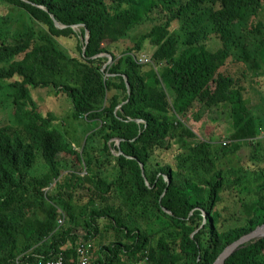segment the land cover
Returning <instances> with one entry per match:
<instances>
[{"label":"trees","instance_id":"16d2710c","mask_svg":"<svg viewBox=\"0 0 264 264\" xmlns=\"http://www.w3.org/2000/svg\"><path fill=\"white\" fill-rule=\"evenodd\" d=\"M0 7V264L75 259L79 239L91 264H213L264 225V0ZM32 90L71 102L80 149ZM224 264H264V238Z\"/></svg>","mask_w":264,"mask_h":264},{"label":"rangeland","instance_id":"374dc122","mask_svg":"<svg viewBox=\"0 0 264 264\" xmlns=\"http://www.w3.org/2000/svg\"><path fill=\"white\" fill-rule=\"evenodd\" d=\"M0 10H1V7H0ZM24 22L27 23V20H25ZM14 26L19 27L20 25H18V23H14ZM37 28L38 26H36L35 29ZM78 29L79 28H76V30L75 29L74 30L76 33H78L79 38L83 40L82 37L80 36ZM140 30L143 31V29H140ZM144 51L142 55H146V54L151 55V53L153 52V49L148 43H146ZM148 57L149 59L151 58V56H148ZM31 93L35 99H38V102L41 106L42 113L43 114H46L48 112L52 113L54 115L55 125L58 128V130H60L64 134V137L66 140L72 142L73 145H75L77 149H80L84 143V139H85L84 137L86 134L85 123L83 122V120H75L72 117L73 107H72L71 102L67 100L66 96L64 94H60V97L59 96L57 97L55 93L47 94L41 90H38V91L32 90ZM5 99H6L5 94L4 93L0 94V119L8 118L7 111L9 110L10 105L5 102ZM187 125L191 127L193 130H196V132L198 133L200 137L201 135H204L203 131L201 130L202 128L200 127L199 129V127L195 126L190 117L187 118ZM263 131L264 130H262V134L260 138L264 136ZM217 137L218 138H216V142H219L220 141L219 134L217 135ZM222 141L228 143V141L225 138H223ZM248 152H249V149L243 148V150L239 154L240 158L244 159V157H246V154ZM113 153L116 154L115 151H113ZM234 163H236V161H234ZM239 163L241 164V162ZM38 173L41 174L42 172L38 170ZM98 242L99 241H96L95 244H98ZM94 248L95 250H97L96 247ZM93 260H94V257L92 256V261Z\"/></svg>","mask_w":264,"mask_h":264},{"label":"water","instance_id":"95a60500","mask_svg":"<svg viewBox=\"0 0 264 264\" xmlns=\"http://www.w3.org/2000/svg\"><path fill=\"white\" fill-rule=\"evenodd\" d=\"M54 26L58 29L64 28L65 26L60 24L59 22H57L55 20V18L53 17V15H50ZM72 29L76 30V28H79L78 31L80 30V28L82 27L85 31V35H84V39L86 41V44L88 43L89 40V36H88V32L87 30L84 28L83 25L79 24V25H74L71 26ZM74 30V31H75ZM86 47L83 48V53H85ZM103 56H107L108 57V62L104 65L103 68H106L109 64L112 63L113 61V57L111 54H103ZM126 86L127 89L129 90V83H128V79L126 78ZM139 122V121H138ZM117 145L119 146L120 144V140H117ZM117 155V154H115ZM141 170H142V176L144 177V167L143 165L140 166ZM207 223V219L206 217H204V224ZM264 238V225L258 227L256 230L250 232L249 234L241 237L240 239H238L237 241L233 242L232 244H230L229 246H227L222 252L221 254L216 258V260L214 261L213 264H224V262L231 256L233 255L237 250L241 249L243 246H245L246 244L256 241L258 239Z\"/></svg>","mask_w":264,"mask_h":264},{"label":"built area","instance_id":"2783aa9c","mask_svg":"<svg viewBox=\"0 0 264 264\" xmlns=\"http://www.w3.org/2000/svg\"><path fill=\"white\" fill-rule=\"evenodd\" d=\"M150 55H141L138 56L136 59L138 63H147L150 62L149 57ZM264 138V136L262 137ZM226 144V142H224ZM65 214L62 213L61 217L58 219V224L62 225L65 221ZM93 248L94 245L92 242H88L85 239H79L75 246V251H76V257L75 259H70L67 260L65 255L60 253L58 257L55 259L49 260L43 264H90L92 262V254H93ZM26 264H31V263H26Z\"/></svg>","mask_w":264,"mask_h":264},{"label":"bare ground","instance_id":"6f19581e","mask_svg":"<svg viewBox=\"0 0 264 264\" xmlns=\"http://www.w3.org/2000/svg\"><path fill=\"white\" fill-rule=\"evenodd\" d=\"M3 34V33H2ZM12 137V136H11ZM14 150V149H13ZM6 171V170H5ZM36 171V170H35ZM5 173V172H4ZM42 175V174H41ZM6 178V177H5ZM36 181V180H35ZM36 184V183H35ZM10 188V187H9ZM22 189V188H21ZM25 192H26V190H25Z\"/></svg>","mask_w":264,"mask_h":264}]
</instances>
